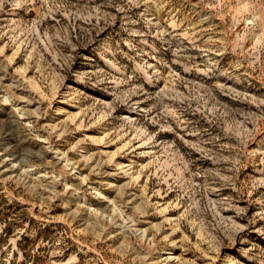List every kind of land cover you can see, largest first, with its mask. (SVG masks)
<instances>
[{
  "label": "rangeland",
  "instance_id": "1",
  "mask_svg": "<svg viewBox=\"0 0 264 264\" xmlns=\"http://www.w3.org/2000/svg\"><path fill=\"white\" fill-rule=\"evenodd\" d=\"M0 264H264V0H0Z\"/></svg>",
  "mask_w": 264,
  "mask_h": 264
},
{
  "label": "bare ground",
  "instance_id": "2",
  "mask_svg": "<svg viewBox=\"0 0 264 264\" xmlns=\"http://www.w3.org/2000/svg\"><path fill=\"white\" fill-rule=\"evenodd\" d=\"M146 72L148 73V71L146 70Z\"/></svg>",
  "mask_w": 264,
  "mask_h": 264
}]
</instances>
